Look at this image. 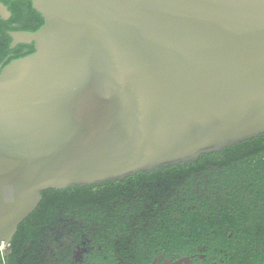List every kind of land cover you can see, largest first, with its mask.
Here are the masks:
<instances>
[{
  "label": "water",
  "instance_id": "95a60500",
  "mask_svg": "<svg viewBox=\"0 0 264 264\" xmlns=\"http://www.w3.org/2000/svg\"><path fill=\"white\" fill-rule=\"evenodd\" d=\"M0 70V246L46 189L196 162L264 133V0H30ZM11 15L0 1V18Z\"/></svg>",
  "mask_w": 264,
  "mask_h": 264
},
{
  "label": "trees",
  "instance_id": "16d2710c",
  "mask_svg": "<svg viewBox=\"0 0 264 264\" xmlns=\"http://www.w3.org/2000/svg\"><path fill=\"white\" fill-rule=\"evenodd\" d=\"M0 1L13 14L10 20L0 18L1 62L6 54L14 51L9 47L11 37L7 30L34 31L43 24V18L32 8L30 0ZM23 3L40 20L39 24L31 27L25 23L13 28L9 22L17 21V7ZM6 63L8 61L2 62V65ZM221 186H225L226 195L230 198L225 210L226 218L222 222ZM251 187L255 189L251 191ZM50 192L47 195V191H42L41 202L19 224L14 241L19 243L22 236L18 234L20 229H31L61 210L81 220L96 251L138 253L146 249L153 251L154 248L165 251L181 249L191 239L194 243L202 242L222 227L226 228L225 231L234 230V216L228 214L229 205L236 210L247 208L245 203L240 205L242 192L257 193L258 197L264 195V133L219 152L203 154L196 162L186 165L160 167L148 173L138 172L123 180L52 189ZM261 200L248 203L264 207V200ZM248 210L251 211V208ZM254 229L253 235L258 232L264 236V225H257ZM251 230L249 227L246 233L249 237ZM209 244L221 248V242ZM259 247L264 250V242L259 243ZM20 251V248L13 251L7 264H17L16 254ZM97 258L104 264L102 256Z\"/></svg>",
  "mask_w": 264,
  "mask_h": 264
},
{
  "label": "flooded vegetation",
  "instance_id": "af4514ba",
  "mask_svg": "<svg viewBox=\"0 0 264 264\" xmlns=\"http://www.w3.org/2000/svg\"><path fill=\"white\" fill-rule=\"evenodd\" d=\"M27 7L26 3L18 5L19 17L17 21L9 22V26L14 28L26 23L32 27L39 24L40 20L30 10L28 11ZM9 11L11 15L6 20L12 18V11ZM10 31L15 30L9 28L7 33L9 34ZM11 41L12 38L9 47ZM30 46L34 50L33 44L20 43L13 48L10 47L14 51L3 57L0 70L7 64L2 65V62H10L12 59L31 53ZM221 175H224V172H221ZM253 189L255 188L251 187V191ZM51 190L44 191H47L48 195ZM225 191V186H221V222L224 217L226 218L225 210L228 206L227 202L230 201ZM248 194L241 193L240 205L247 204V208H251V211L246 206L244 210H236L229 205L228 214L234 216V230L225 231L226 228L222 227L202 242L194 243L191 239L185 247L168 251L159 248H154L153 251L146 249L138 253H119L117 250L96 251L92 240L87 237L81 220L59 210L48 221L41 222L28 230L20 229L18 234L22 236L19 238V243L14 241V238L9 243H3L4 251L0 250L2 264H7L8 256L19 248L21 251L16 254L17 264H102L97 261L98 256H102L104 264H264V250L259 247V243L264 242V236H260L258 232L253 235L255 226L264 225V212H262L264 207L257 204L251 206V203H248V201H262L264 195L258 197L257 193ZM249 227L252 229L251 237L246 234ZM211 242H221V248L212 247L209 244Z\"/></svg>",
  "mask_w": 264,
  "mask_h": 264
},
{
  "label": "rangeland",
  "instance_id": "374dc122",
  "mask_svg": "<svg viewBox=\"0 0 264 264\" xmlns=\"http://www.w3.org/2000/svg\"><path fill=\"white\" fill-rule=\"evenodd\" d=\"M1 246H2V247H0V250H1V251H4V247H3V245H1Z\"/></svg>",
  "mask_w": 264,
  "mask_h": 264
}]
</instances>
